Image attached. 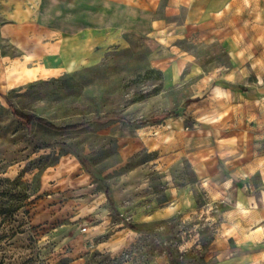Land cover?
<instances>
[{
	"label": "rangeland",
	"instance_id": "rangeland-1",
	"mask_svg": "<svg viewBox=\"0 0 264 264\" xmlns=\"http://www.w3.org/2000/svg\"><path fill=\"white\" fill-rule=\"evenodd\" d=\"M48 2L0 37V264H264V242H242L260 219L264 95L244 122L210 96L225 49L248 41L155 39L115 21L130 0Z\"/></svg>",
	"mask_w": 264,
	"mask_h": 264
},
{
	"label": "crops",
	"instance_id": "crops-1",
	"mask_svg": "<svg viewBox=\"0 0 264 264\" xmlns=\"http://www.w3.org/2000/svg\"><path fill=\"white\" fill-rule=\"evenodd\" d=\"M51 1L0 0V37H10V25L39 23L41 8L46 2L50 5ZM54 2L57 3V0ZM114 2L113 6L117 9L127 7L126 3ZM128 7L131 9L129 16L116 10L115 21L128 22L131 28L155 39L189 38L208 33L215 36L219 34L226 40L248 41L241 48L225 49L230 63L222 77L217 78L210 96L215 99L216 105H226L227 119L241 118V122L249 119L250 105L256 102L261 104L260 98L264 95V0H144L142 6H138L137 0H130ZM159 7L163 9L164 16L176 15L184 9V18L179 24L166 22L155 15ZM82 21L89 22V19L83 17ZM49 32L57 36L59 30L53 27ZM232 56L240 58L234 59ZM249 73L255 76L254 85L249 82ZM244 129L243 125L242 131ZM260 136L262 138L264 134ZM233 144L235 141H229L227 150L231 148L236 151L238 146ZM247 149L242 146V154L238 159L245 158ZM254 150L257 156L253 162L260 183L257 194L251 197L260 200L262 209L258 208L260 219L252 223L254 228L245 233L242 239L247 244L264 242V140H259Z\"/></svg>",
	"mask_w": 264,
	"mask_h": 264
},
{
	"label": "trees",
	"instance_id": "trees-1",
	"mask_svg": "<svg viewBox=\"0 0 264 264\" xmlns=\"http://www.w3.org/2000/svg\"><path fill=\"white\" fill-rule=\"evenodd\" d=\"M13 114L19 121L24 123L27 127H29L32 123H37L39 125H44V126L48 127L49 129L57 131V132L78 131L80 129H83L84 127H86L89 124V122H80V123H75V124L57 127L51 123L46 122L44 119H42L40 117H34V116L26 115V114H23V113L16 111V110H13ZM171 116H172V113H166L162 118L171 117ZM133 123L136 124L138 127H143V126L148 125L150 123V120H134ZM104 193L106 195V199H107L109 205L113 206L114 202H113V200L109 194V189L105 188Z\"/></svg>",
	"mask_w": 264,
	"mask_h": 264
}]
</instances>
